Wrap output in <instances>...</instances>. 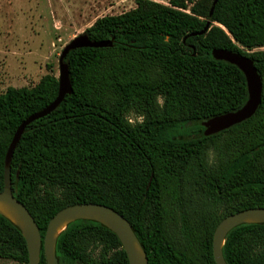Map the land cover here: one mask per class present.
<instances>
[{"label": "trees", "instance_id": "obj_1", "mask_svg": "<svg viewBox=\"0 0 264 264\" xmlns=\"http://www.w3.org/2000/svg\"><path fill=\"white\" fill-rule=\"evenodd\" d=\"M214 1L135 0L134 9L85 30L112 46L70 52L72 94L27 127L12 160L13 193L43 238L61 210L101 204L131 223L149 264H217L220 222L264 208V89L252 118L209 136L202 125L249 98L244 73L216 60L214 49L250 57L264 87V0H220L210 30L193 35L206 27ZM49 69L34 87L0 93V192L17 129L58 97ZM129 112L145 115L144 124L128 125ZM223 252L228 264H264V224L232 230ZM57 257L59 264H130L117 235L88 220L60 235ZM0 258L30 263L21 230L2 215Z\"/></svg>", "mask_w": 264, "mask_h": 264}, {"label": "water", "instance_id": "obj_2", "mask_svg": "<svg viewBox=\"0 0 264 264\" xmlns=\"http://www.w3.org/2000/svg\"><path fill=\"white\" fill-rule=\"evenodd\" d=\"M220 0H215L210 12V19L203 31L193 34L205 35L212 27V17ZM111 41H92L85 33L75 37L62 51L59 60V93L56 100L45 109L28 117L17 129L8 148L5 159L4 190L0 192V215L18 227L26 242L29 252V264H39L44 250L46 264H59L57 242L68 226L79 220L94 221L107 227L119 238L130 264H149L147 253L133 230L131 223L116 210L101 204L82 203L67 207L58 212L50 221L44 238L39 226L26 206L13 193L12 160L15 151L29 125L53 113L72 94L73 85L70 68L66 59L71 51L81 48H107ZM213 57L238 67L245 75L249 98L243 107L202 123L205 135H213L241 124L252 118L258 111L263 96V79L255 62L238 52L214 49ZM249 224H264V208H251L226 217L217 226L213 238V253L217 264H228L224 257L227 236L237 227Z\"/></svg>", "mask_w": 264, "mask_h": 264}, {"label": "rangeland", "instance_id": "obj_3", "mask_svg": "<svg viewBox=\"0 0 264 264\" xmlns=\"http://www.w3.org/2000/svg\"><path fill=\"white\" fill-rule=\"evenodd\" d=\"M171 5L173 0H153ZM136 7L135 0H0V93L59 76L64 48L97 19ZM0 264H21L0 258Z\"/></svg>", "mask_w": 264, "mask_h": 264}, {"label": "clouds", "instance_id": "obj_4", "mask_svg": "<svg viewBox=\"0 0 264 264\" xmlns=\"http://www.w3.org/2000/svg\"><path fill=\"white\" fill-rule=\"evenodd\" d=\"M165 42H167V38L165 39ZM158 105L162 108L164 105V98L162 96L156 97ZM124 119L126 120L127 124L130 125L132 128H135L137 125H143L146 116L143 114H136L134 112H129L125 115ZM209 163H212V159L210 158Z\"/></svg>", "mask_w": 264, "mask_h": 264}]
</instances>
